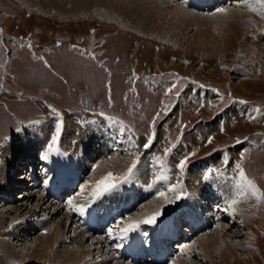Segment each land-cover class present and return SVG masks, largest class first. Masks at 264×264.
Returning a JSON list of instances; mask_svg holds the SVG:
<instances>
[{
	"label": "rangeland",
	"instance_id": "obj_1",
	"mask_svg": "<svg viewBox=\"0 0 264 264\" xmlns=\"http://www.w3.org/2000/svg\"><path fill=\"white\" fill-rule=\"evenodd\" d=\"M33 4L37 3H31L29 0H0V157L7 150L4 145H7L8 137L13 135L11 137L13 139L18 133H13L14 128L33 121L35 124L24 128L50 122L48 118L50 111L37 99L42 98L60 108L69 125L72 113L89 118L100 110L132 125L131 137L138 147H134L128 137H124L125 142L130 144L124 145L126 149L123 150L124 152L127 150L126 154L129 158L124 159L120 151L115 148L116 151L104 154V162L98 163L105 166L107 162L108 165L115 160L114 155L119 153L118 158L122 160L111 168L112 171L119 170L116 172L118 176L128 168L137 155H140V162L143 157H149L155 165L154 157L160 156L164 160V166L170 169L168 175H173L170 181L161 182L163 191L166 190L167 183L171 181L176 183L177 180L182 181L183 187H193L191 184L194 185L201 174L197 175L192 183H189V177L195 173L193 169H198L202 173L205 167L202 163L206 159L214 163L205 168L204 175L209 169H219L222 175L234 178L237 174L234 171V163L239 160L258 186L264 189V44H258L263 39L260 32L264 28V16L260 14L250 16L245 20V24L234 32H224L223 35L227 38L217 43L214 50L207 47L197 49L195 43L193 45L187 43L188 39L197 36L194 27L183 29L186 37L181 40L178 37L161 36L143 28L140 30L133 27L128 20L124 22L121 18L112 19L92 10H88L85 14L74 15L59 13L51 7L52 10L45 6L34 7ZM37 7H40L39 10ZM20 38L31 41L34 53L44 55L50 69L46 68L40 59L32 56L33 52L24 48L25 44L14 43V40ZM174 72L176 75L173 74ZM173 78L178 79L176 88L173 89L172 94L165 95L166 89L174 83ZM133 79L134 88L131 85ZM108 82L109 93L105 87ZM194 82L208 85L209 90L214 88L213 92L217 93L216 89L220 95L217 93L218 95L212 96L210 90L203 98L197 93L200 86ZM177 90L180 91L178 97L175 95ZM32 95L37 98H33ZM201 104L204 106L201 107ZM165 105L169 108L166 114ZM253 105L261 111L257 113L255 111L257 108ZM158 112L161 115L156 120L153 146L145 150L143 144L152 131L151 122ZM254 113L255 119H250L251 114ZM244 114L248 119L243 118ZM181 124L187 127L181 128ZM220 125L224 128L223 132H218ZM209 136L214 138L211 144L207 142ZM244 136L254 141V146L253 144L250 146L247 141H242L237 146L235 141ZM177 137H180V142L171 154L165 157L164 149L175 142ZM247 145L248 148H245L252 151L244 154L243 147ZM193 149L197 151L194 156L189 157L188 166L181 175L176 165ZM110 153L113 158L107 160ZM242 153L244 159H239ZM225 160L228 161L226 165ZM140 162L135 174L140 173L141 177H145L142 180H145L149 170L144 162ZM156 167L159 169V166ZM144 169L146 173H142ZM13 172L14 175L19 173ZM93 175H85L82 178L80 184H86L83 190L90 189L94 185L90 181ZM17 176L16 179H20V176L18 178ZM152 181L147 180V188ZM198 186L195 185L197 187L195 194L201 191ZM150 189L151 194L154 193V187ZM18 191H10L11 200L17 199ZM126 193L123 195L126 199L134 196L132 193ZM171 194L168 193L169 198L175 201L174 195ZM75 195L77 197L76 193ZM211 197L219 196L213 191ZM222 197H224L223 203L226 204L228 197ZM116 198L123 199L121 196ZM34 200L35 197L31 202ZM252 200V210L249 213L240 212L229 218L230 220H225L230 227L224 232H229L231 235L241 231L244 233L229 238L240 242V255L238 253L231 255L229 263L225 264H264V203L257 204L254 198ZM106 202L103 196L98 203L99 206H104ZM191 204H195V207L189 206V212L198 211L200 207L196 197ZM155 205V199L151 201L149 196L143 195L136 199L131 209L128 208L130 210L126 211L124 220L128 222L139 220L143 213L144 218L150 206ZM109 207L119 211L124 209L123 206ZM168 209L164 207L162 215H165ZM39 212L40 209L38 214ZM41 212L45 213L43 209ZM69 214L72 215V222L68 223L67 227H62L61 234L66 241L65 244L71 246L74 242H81L82 238L80 239L78 235L84 232L79 228L75 214L72 211ZM56 216L63 215L58 211ZM30 223L36 225L39 230L38 216L31 217ZM112 225H115V222ZM182 225L183 223L180 222L178 228L181 229ZM207 229L200 230L189 241L184 242L186 243L184 247L192 246L191 242L193 246L198 245L194 240L204 239L206 236L203 238L202 236L208 231ZM34 234L26 238L25 251L22 255L16 253L9 261L0 259V264H19L22 258L32 256H29L31 246L36 247L38 244ZM82 236L84 239L87 237ZM92 239H87L81 244L83 248L93 246L96 248L91 252L85 251L86 259L90 261L87 264H101L98 260L103 257L105 262L102 264L107 262L112 264L113 259L111 260L107 255L112 247L105 242L109 237H104V246L103 239ZM175 246L180 247L178 244ZM178 251L179 249H176L174 252L178 254ZM179 254L185 264H222L219 262L218 254L212 255L214 263L205 260L200 254L193 255L192 251L189 254L180 252ZM46 257L49 259L53 257L54 263L66 262L64 257H54L47 253L37 260H45ZM74 258L71 257L68 264ZM113 261L118 262V260Z\"/></svg>",
	"mask_w": 264,
	"mask_h": 264
},
{
	"label": "bare ground",
	"instance_id": "obj_2",
	"mask_svg": "<svg viewBox=\"0 0 264 264\" xmlns=\"http://www.w3.org/2000/svg\"><path fill=\"white\" fill-rule=\"evenodd\" d=\"M29 1L31 3L32 2L37 3V4H33L34 7L36 5L43 7L45 6L46 8L51 7L52 9H55V11H58L59 13H69V14L79 15V14H85L88 10H92L95 11L96 13L99 12L101 13V15H104L105 17H110L112 19L116 17V18H121V20L123 19V21L128 20L133 27H136L140 30H142L143 28V29H147V31H154L156 33H159L161 36H170L171 38L178 37L181 40H183L186 37L184 36L183 29L185 30L186 27H190V28L194 27L193 29L197 33V36L188 39L187 43L190 45H193L195 43V47H197V49H203L204 47H207L209 49L210 48L214 49L217 43L225 41V39L227 38L225 37V35H223L224 32L226 33L229 31L234 32L235 30H237L238 28L242 27V25L245 24V20H247V18L253 15L259 16L260 14L258 12L252 11L247 6H244V4H252L256 7H260L258 4H256V0H245L242 7L239 8H234L233 6L231 7L223 6V8H227L228 10L226 14L219 13L217 11L205 13L201 11L191 10L189 8H182L181 6H179L176 0L174 1L172 0L173 2L171 0H29ZM240 4L242 3L240 2ZM38 8L40 7H37V9ZM51 8L50 10H52ZM43 11L45 12V10ZM260 41L258 42V44H264V37ZM51 123L52 120L47 124L40 123L34 125V127L32 128H23L21 129L20 132L17 133V135L14 136L13 139L10 138L7 141V145H4L7 147V150H5L4 155L1 154L0 157V195L2 194L5 195V197H3V195L2 197L0 196V259L2 261L11 260L13 256L16 255V253L22 255V252L25 251L24 246L26 245L25 243L26 238L27 237L29 238L30 234L32 235L34 233H35L34 236L37 237L38 239L37 240L38 244L36 247L35 245L31 246L32 250H30L31 254H29V256L30 255L32 256L27 258H22L20 261L21 263L19 264H65V263L68 264L71 257H75L74 260L71 261L72 264H85V263L87 264L89 260L86 259L87 254L85 256L84 254L85 251L89 250V252H91L96 249L94 246L84 247V248L82 247L83 245L81 246V244L88 239L87 233H79L78 236L80 237V239L82 238L81 242L79 241L80 243L74 242V244L72 243L71 246L65 244L66 241L61 234V231H63L62 227H67L68 223L70 224L72 222V215H70L69 213L71 211L72 212H77V211H75L74 209H70L69 207L66 206L65 203H63V205L61 206L60 203L54 200V198L46 196L42 190L31 191L30 189L24 188L23 190H19L17 192L21 194V198H19V200L16 199V201L19 202H14L15 200L14 199L11 200V198L5 200L7 196H10L9 187L13 183L17 182V180H19L16 179L18 173L16 175L13 174V170L16 164L19 163L21 164L24 160L27 161L28 159H30V161L34 160V163H36V165H42V166L46 165V168L48 170H50L53 167H59L61 159H59L57 156L51 153V149L49 148V145L52 142V136L55 135V133H51V129H52ZM92 136L93 135L91 134L90 128L86 127V129L79 130V128L72 122L69 125V122L65 121L64 127L61 128L58 142L54 146H58V144L61 142V148L63 150L68 151L72 155L74 154L80 155L78 159L79 163L88 167L89 162L86 161V156L87 154H89L88 147L90 143L93 142V139L91 138ZM119 153L114 155L115 160L113 162L108 163V165L107 162H105V166L100 165L101 163L96 165V169L94 173L93 172L90 173L89 176L94 174L97 180H99L102 176H105L109 172L113 173L114 175H117L116 172H118L119 170L112 171L111 168H113V166L118 165L119 162L122 160L118 158ZM112 158L113 155L110 153L107 160H111ZM204 161L206 163H202L203 166H205L204 164H207V161L206 160ZM193 170L195 173H193L192 176L190 175L189 183L195 181L197 175L199 176L201 174V172L198 171V169H193ZM142 173H146L145 169L143 170ZM18 177L19 175L17 176V178ZM97 180L92 181L93 182L92 184H95ZM30 182L32 183V181ZM85 185H86L85 183H81L80 186L82 190ZM191 185L193 187L188 186L186 187V189H188V193L193 194L194 198L195 197L197 198V203L200 209L203 210L204 213L199 212V210L194 212H185L182 209L179 210V215L182 216L181 219L184 218L185 220H191L192 223L191 222L190 223L197 228L198 232L202 229H207V228L209 229H207L208 231L206 233L204 232V235L202 236V238L206 236L204 239L198 240V238H196V240H194L197 242L198 245L193 246V243L191 242L192 246L184 247L181 246V243L177 242L176 244L180 246L176 248L179 249L178 254L179 252L181 254L182 253L189 254V252L192 251L193 255L200 254L202 258L210 261L211 263H214L212 259V255L216 256V254H218V259L220 263L222 264L229 263V259L231 255H234L235 253H238L240 255L239 249L241 247L240 242L229 240V238L237 237L242 234L244 235V233L241 231L235 233L234 235H231V233L229 232H224L226 229L230 227L225 220H228L229 218L235 216L237 213L240 212L249 213L252 210L253 200L251 197H249L248 199H241L239 203L233 206L235 208V211H233L232 207H229V201L235 197L236 194L235 184L231 187L226 186L225 183L223 184L221 181H218L215 184V187L216 189L218 188L219 193L222 196L228 197L226 204L222 203L219 197H215V198L211 197L212 199L216 200V202L212 201L213 203H211L208 199H206V197L201 195L203 190H201L200 193L195 194L197 191V187H195L196 184L195 185L191 184ZM93 186H91L90 189L83 190L84 194L82 191H79L78 193H76L77 197L76 195L71 197L70 200H72L73 205L74 206L85 205L88 202H96L97 203L96 205H99L100 203L98 202L101 201V198L103 196L93 201L91 199ZM158 191H162V190L158 189ZM158 191H156V193ZM213 191L216 192V190H212L211 192L213 193ZM29 192H34L35 195L31 196V198L28 200V196H26V194ZM156 193L147 194V197L149 196L151 201L155 199L156 205L150 206V208L145 213V216L150 215L155 211H159L161 208L163 209L164 207L169 208L168 209L169 211L165 215L178 214L177 213L178 211L175 209V205H173V203H166L165 199L162 197H158ZM137 194H139L138 191ZM34 197L35 200L31 202L32 198ZM168 199L174 200L173 198L172 199L169 198V195H168ZM122 200L123 199L121 198H116L109 195V198H105V201H107L105 205H107L108 203L107 205L108 207L124 206V202H123L124 200L123 201ZM82 201L85 203L84 204L80 203ZM178 202L180 201L178 200ZM199 202H203L202 205H200ZM209 203L213 205L216 204L218 205L217 206L218 208H215L219 212L218 220L217 219L211 220L212 222H215L213 224L214 225L213 228H210L209 226L206 227L203 218V215L204 214L206 215L207 211L212 210L208 208L210 207L208 205ZM187 205H189L191 208L195 207V204H190L189 201L187 202ZM39 209L40 212L38 214ZM41 209H43L45 213L41 212ZM58 211L63 216H56V213ZM114 211L115 213L121 212L116 209H114ZM201 213L203 215H201ZM27 215H29V217ZM35 216L39 217V226H40L39 230L36 228L37 227L36 225L30 223L31 217L35 218ZM143 216L144 213L141 214V218L139 220L143 219ZM127 223L129 222L124 220L123 224H127ZM202 223H204L203 226L201 225ZM123 224H121L120 226L123 227ZM211 224L212 223H210L209 225ZM181 229H184V227L182 228L181 226ZM74 235H76V233ZM82 235H86L87 237L84 239ZM189 238L183 237L181 241L186 242L185 240H188ZM184 248L187 249L183 250ZM46 253L50 255L52 254L54 257L55 256L61 258L64 257L63 259L66 262L62 263L57 261L54 263V260H52L53 257L51 259L46 257L45 260L42 259L41 261L37 260L42 258ZM178 254L174 253L173 257H170L163 264H183L184 260H181L180 254L179 256ZM148 255L151 256L150 254ZM98 261L102 264L103 262H105L104 257L100 258ZM152 262H153L152 260H145L144 262L139 264H152ZM112 264H127V262L124 260L121 261L118 260V262L112 260ZM154 264H161V263L157 261Z\"/></svg>",
	"mask_w": 264,
	"mask_h": 264
},
{
	"label": "snow or ice",
	"instance_id": "obj_3",
	"mask_svg": "<svg viewBox=\"0 0 264 264\" xmlns=\"http://www.w3.org/2000/svg\"><path fill=\"white\" fill-rule=\"evenodd\" d=\"M241 3L244 4V0H241ZM256 4H258L260 7H256L252 4H244V6H247L252 11L258 12L262 16H264V0H256ZM216 11L219 13H225L226 14L228 10H227V8L221 7V8H217ZM29 47H31L30 44H29ZM40 59H43V57H41ZM175 88H176V84L174 83L166 89L165 95L172 94L173 89H175ZM175 95L178 97L180 95V91L177 90L175 92ZM221 99H223V96H221ZM110 102L111 101H109V103ZM240 102L241 103H247V101H240ZM203 106L204 105L201 104V107H203ZM167 111H169V108L167 105H165V107H164L165 114L167 113ZM255 111L257 113H259L261 111V109L257 108V109H255ZM53 112H56V110L53 109ZM100 115L103 116L104 113H100ZM160 115H161V113L158 112L156 114V117H154L152 122H151L152 131L150 134L147 135V140L143 144V148L145 150H147L153 146L155 136H156L155 124H156V120L160 117ZM250 119H255V117H250ZM114 123H119L121 125L120 128L118 129V131L121 134H123L125 131H128V132L132 131L131 128L126 129L123 126L122 121H114ZM61 127H62V121L60 123H58L56 126V133H55V135L52 136V142L49 145L50 149H52L53 145H55L58 142ZM185 127H187V126L181 124V128H185ZM220 130L222 132L224 131L223 126H221ZM133 135H135V133H133ZM128 139L134 147H138L135 144V141L132 139L131 136H129ZM213 139H214L213 137L209 136L207 138V142L209 144H211L213 142ZM179 142H180V137H177L175 142L171 143L169 147H166L164 149V156L166 157L169 154H171V152L173 151L174 148H176V146ZM237 143H239V140L237 141ZM196 151H197L196 149H193V151L188 152L186 155H184L179 160L178 164L176 165V168L179 170V173L181 175L184 174L185 169L188 166L189 157L194 156ZM154 160H155L156 164L159 166L160 171L155 176V179L152 181V183L148 185L149 188L154 187L157 183L170 181V177L168 175V172L170 171V169H168L164 166L163 158L160 156H156V157H154ZM139 162H140V156L137 155L131 161L130 166L127 168V171L123 175L118 176V175H114L113 173L109 172L105 176H102L99 180H97L95 182V184L93 186V190L91 193V199L94 201V200H96L102 196H105L109 193H114L118 189H120V187L122 185L131 182L132 177H133V175L137 169ZM224 163L226 165L228 163V161L225 160ZM234 171L237 173V176L234 177L236 194H235V197L229 201V207H232V210L235 211V208L233 206L236 205L237 203H239L241 199H248L249 197L254 198L257 204L264 203V189H261V187L258 186V184L256 183L254 178H251L250 176L247 175V173H246V171H245V169L242 166V163L240 161L236 162ZM213 172H216L218 175L221 174L219 169H209L207 171V173L204 175L203 179L204 180L210 179ZM168 193H172L175 197V200H177V201L184 198L187 195V193L184 190L183 183L180 180H177L176 183H171V182L167 183L166 184V191H158L156 193V195L158 197L164 198L166 203L175 202L174 200L168 199ZM68 206L70 209H74L75 211L79 212L81 215H83L87 210V207L84 205L74 206L72 201H68ZM161 215H162V208L159 211H155V212L151 213L150 215L145 216L141 220H134V221H131L127 224H123V220L125 218L122 217L121 219H119L115 222L114 226L108 228L107 235L110 239H112V238H118L121 240L127 239L130 233L135 232L136 230H138L140 228L141 224H149V225L156 224ZM121 224H123V227L120 226ZM114 233H115V236H114ZM116 246L120 247L121 245L118 244Z\"/></svg>",
	"mask_w": 264,
	"mask_h": 264
}]
</instances>
